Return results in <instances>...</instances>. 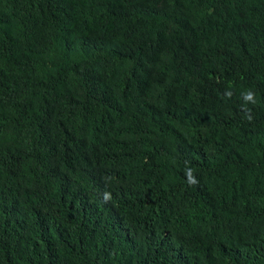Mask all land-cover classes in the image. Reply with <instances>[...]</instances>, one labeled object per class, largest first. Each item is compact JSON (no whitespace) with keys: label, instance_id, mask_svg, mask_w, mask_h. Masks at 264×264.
<instances>
[{"label":"trees","instance_id":"1","mask_svg":"<svg viewBox=\"0 0 264 264\" xmlns=\"http://www.w3.org/2000/svg\"><path fill=\"white\" fill-rule=\"evenodd\" d=\"M0 264H264V0H0Z\"/></svg>","mask_w":264,"mask_h":264}]
</instances>
